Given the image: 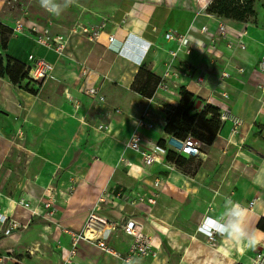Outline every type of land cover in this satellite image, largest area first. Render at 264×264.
<instances>
[{
	"label": "crops",
	"instance_id": "1",
	"mask_svg": "<svg viewBox=\"0 0 264 264\" xmlns=\"http://www.w3.org/2000/svg\"><path fill=\"white\" fill-rule=\"evenodd\" d=\"M97 1L85 6L75 0L59 15H38L30 8L17 17L0 13V26L10 31L5 49L0 34V53L29 67L39 61L52 67L50 77L36 80L30 75L34 83L21 87L0 77V214L27 225L15 238L0 232V253L9 257L5 264H63L65 250L72 248L67 231L84 233L88 227L103 236L112 252L102 250L98 240L81 239L75 262L125 264L114 252L128 253L132 238L122 228L128 220L142 224L156 252V257L135 264H261L264 187L253 183L264 168L261 21L233 22L207 14L206 8H177L174 0H120L112 9ZM21 18L40 32L52 20V35L69 38L65 53L58 55L29 35L12 36L10 28ZM76 25L104 27L103 35L98 41L71 35ZM222 25L230 33L221 35ZM192 26H207L215 43L192 33ZM169 32L191 35L200 46L187 54L166 39ZM112 35L120 43L119 52L109 47ZM142 67L163 80L170 70L173 78L165 79L169 89L152 98L141 96L133 86ZM82 78L100 88L103 104L79 92ZM182 86L204 106L218 108L221 116L242 125L234 131L231 120L222 122L213 144L202 143L203 155L183 156L185 164L178 168L167 161L169 151L177 152L165 133L164 105H178ZM146 113L155 125L152 130L138 128ZM136 131L144 138V150L165 141L159 162L144 166L142 155L126 148ZM21 163L22 175L15 182ZM12 184L16 188L7 194ZM49 194L54 216L42 206ZM153 197L157 202L150 205ZM226 197L249 209V227L262 241L255 249L236 251L220 235L212 245L201 234L204 224L218 229L215 218ZM20 200L31 209L17 207ZM91 215L106 222L89 226Z\"/></svg>",
	"mask_w": 264,
	"mask_h": 264
},
{
	"label": "built area",
	"instance_id": "2",
	"mask_svg": "<svg viewBox=\"0 0 264 264\" xmlns=\"http://www.w3.org/2000/svg\"><path fill=\"white\" fill-rule=\"evenodd\" d=\"M31 1V0H30ZM13 3H18L21 6V11L23 15H27L29 13V6L28 4H25L21 2V0H12ZM23 17V16H22ZM53 25L52 20H48L44 26H42L43 31H39L38 26H32L28 27L22 22V18L18 20L16 25L11 30L12 36H19V35H29L32 36L33 40L40 46H43L49 50H52L56 52L58 55H62L65 53L69 38L63 36V35H52L51 33V27ZM104 27H93V26H86V25H76L72 31L71 35H77L82 34L85 35L90 41H98L100 37L103 35ZM154 31H157V29H154ZM190 31L192 33H198L202 35H206L207 39L211 41V43H215V39L213 37V34L210 33V30L207 26L202 27L201 29H197L196 27L192 26ZM219 33L222 35H227L229 32V28L226 25H222L219 28ZM166 39L168 41H174L177 42L179 45V48H184L187 54H190L193 52L194 49H197L200 44H197V41L193 39L191 35H181L174 32H169L165 35ZM198 43H201L198 41ZM108 44L111 50L115 52L120 51V43L117 42V39L115 36H109L108 37ZM172 58L178 57V52H171ZM33 57H30V60H32ZM43 61L37 62L34 67H30V75L34 79H45L47 77L51 76L52 67L49 64L42 63ZM261 70L264 72V61L261 63ZM170 71V70H169ZM167 72L164 75V80L161 79V83L158 85L156 93L159 90L167 91L169 88L167 86V83L165 82V79L173 78V74L170 72ZM85 72H83V78H85ZM176 78V75H174ZM80 80V86H79V92L87 97H90L92 99H97L100 103L105 102V97L101 94L100 88L89 86L85 79ZM226 96V95H225ZM70 98V96H69ZM75 108L78 110L80 109V104L78 101H74ZM231 120L234 123V126L236 128L234 131L237 130V127L242 125V121L236 120L234 118H230L229 116L222 115L221 121L226 122ZM166 124V121H165ZM138 128L143 130H152L155 128L154 123L149 119V114L146 113L138 122H137ZM100 128H106L105 125H101ZM171 141L175 144L176 152L180 156H187V157H201L203 155L202 153V143L200 141H197L191 136H188L186 139H175L171 138ZM143 142L144 138L140 135L138 131H136L133 136L130 138V140L126 143V148L138 152L142 155V163L144 166H150L155 162H159V158H157V154H161L164 152V149L160 147L159 145H154L153 149L151 151L144 150L143 149ZM47 191L51 192L53 189L49 188ZM46 200L42 201V206L44 211L48 212L51 216H54L56 211L53 209V203L54 199L49 194L46 196ZM157 202V198L153 197L148 200V203L150 205H155ZM17 207L22 208L23 210H30L31 206L28 202L25 200H20L17 203ZM36 210L34 213L36 214ZM89 226L90 224L94 222H98L101 224H104L106 221L102 218H99L95 215H91L89 219ZM207 223V222H206ZM211 224V223H210ZM27 228V225L23 224V222L19 221L15 217H9L0 214V232L9 238H15L16 235L20 234L23 230ZM90 228V227H88ZM124 232L132 238V242L130 244L128 253L124 256L121 254L114 252L115 255L122 257L123 261L127 260V264H135V262L138 259L141 258H149V257H156L155 247L152 243V240L150 237L145 235L143 233V227L142 224L138 223L135 220H128L124 226H122ZM94 231V230H93ZM71 237H72V248L69 250H65L66 257L64 259L63 264H77L75 262L77 250L76 246L77 243L81 239L86 240H98L99 246L102 250L106 252H112V250L107 246L106 240L103 238V236L95 235L94 237H88L84 233H73L70 231H67ZM200 232L204 237L207 239V242L209 244H214L216 242L218 234V229L216 228V225H208L205 224L202 225L200 228ZM212 244V245H213ZM7 255L0 253V264H5V261L8 259ZM259 264V263H256ZM261 264H264V261H262Z\"/></svg>",
	"mask_w": 264,
	"mask_h": 264
},
{
	"label": "trees",
	"instance_id": "3",
	"mask_svg": "<svg viewBox=\"0 0 264 264\" xmlns=\"http://www.w3.org/2000/svg\"><path fill=\"white\" fill-rule=\"evenodd\" d=\"M161 1V0H159ZM209 15L221 19L248 23L256 22L253 0H211L205 9ZM0 26L2 48L5 49L10 37V31ZM0 77L9 80L15 86H23V83L33 82L30 78V67L0 53ZM161 78L142 67L134 83L135 90L144 98H152L156 93ZM222 127L221 113L218 108L204 106L201 98L189 92L186 87L179 89V101L177 106L169 105L166 116L165 133L170 138L186 139L188 136L205 145H212ZM159 146L165 147V141L161 140ZM167 161L182 168L185 159L179 154L169 151ZM260 221L259 229H263Z\"/></svg>",
	"mask_w": 264,
	"mask_h": 264
},
{
	"label": "clouds",
	"instance_id": "4",
	"mask_svg": "<svg viewBox=\"0 0 264 264\" xmlns=\"http://www.w3.org/2000/svg\"><path fill=\"white\" fill-rule=\"evenodd\" d=\"M40 7L52 15H59L64 9L73 5L75 0H38ZM253 183L264 187V168L257 171ZM249 209L226 197L223 203V212L215 218L218 225V234L236 251L243 252L255 249L260 244V239L250 229L248 222ZM228 253L229 249H225ZM127 264V260L125 261Z\"/></svg>",
	"mask_w": 264,
	"mask_h": 264
},
{
	"label": "rangeland",
	"instance_id": "5",
	"mask_svg": "<svg viewBox=\"0 0 264 264\" xmlns=\"http://www.w3.org/2000/svg\"><path fill=\"white\" fill-rule=\"evenodd\" d=\"M12 0H0V13L4 15L5 17L14 16L17 17L18 15L22 14L21 6L18 3L11 2ZM80 3H83L86 5H91L93 3V0H78ZM120 0H98L97 3H100L99 6L105 8H114L117 6ZM175 7L182 8V7H188L189 9H200L203 10L206 8V6L211 2V0H174ZM21 2L30 5V11H32L35 14H45L46 11L42 7H40L38 0H21ZM170 2V0H162V3ZM254 3V9L256 12L255 17L251 18L252 20H256L257 23H259V20L261 21L262 25L264 26V0H253ZM222 35V34H221ZM167 109L165 110L166 113H168L169 105H164ZM22 166L23 164L18 165V172L19 174L15 177V182L18 180V178L22 175ZM16 188L15 184L10 185L7 187L6 193L10 194L12 193V190ZM96 216V215H95ZM99 217V216H97ZM262 242V241H261ZM263 252V251H262ZM261 252V253H262ZM258 253V254H261Z\"/></svg>",
	"mask_w": 264,
	"mask_h": 264
},
{
	"label": "bare ground",
	"instance_id": "6",
	"mask_svg": "<svg viewBox=\"0 0 264 264\" xmlns=\"http://www.w3.org/2000/svg\"><path fill=\"white\" fill-rule=\"evenodd\" d=\"M85 232L86 236L88 237H94L95 235H97L96 232H94L91 228H88L87 230H85Z\"/></svg>",
	"mask_w": 264,
	"mask_h": 264
},
{
	"label": "water",
	"instance_id": "7",
	"mask_svg": "<svg viewBox=\"0 0 264 264\" xmlns=\"http://www.w3.org/2000/svg\"><path fill=\"white\" fill-rule=\"evenodd\" d=\"M259 251H263V248L260 247V248H259Z\"/></svg>",
	"mask_w": 264,
	"mask_h": 264
}]
</instances>
